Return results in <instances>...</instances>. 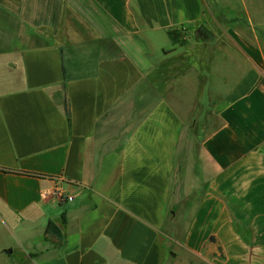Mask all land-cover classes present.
I'll list each match as a JSON object with an SVG mask.
<instances>
[{"label": "crops", "instance_id": "0c3cea01", "mask_svg": "<svg viewBox=\"0 0 264 264\" xmlns=\"http://www.w3.org/2000/svg\"><path fill=\"white\" fill-rule=\"evenodd\" d=\"M255 1L221 25L205 0H0V234L12 237L0 264H167L176 154L197 106L219 124L189 171L182 256L264 264ZM182 29L195 40L173 46Z\"/></svg>", "mask_w": 264, "mask_h": 264}, {"label": "rangeland", "instance_id": "374dc122", "mask_svg": "<svg viewBox=\"0 0 264 264\" xmlns=\"http://www.w3.org/2000/svg\"><path fill=\"white\" fill-rule=\"evenodd\" d=\"M205 5L209 8L214 7L221 10V16L217 15V20H219L221 25L225 23L227 25H238L241 21V15H244V10H247L249 14H255L256 1L205 0ZM249 19L253 21L254 16L251 15ZM189 40H195L193 30L182 29L173 34V46L176 43ZM189 99L192 101V98ZM190 108L194 109L195 107ZM195 109L198 111H190L184 114L182 130V140L184 142L178 147L176 154L175 165H177V168L175 166L172 190L178 191L170 197L171 199L174 198L175 202L168 207L163 226L164 245L168 251L167 264H193L190 257L182 256L181 245L197 199L194 195L187 196L185 191L187 190V181L190 186L192 185V175L189 171L191 165L196 162L200 141L219 124V119L208 108L197 106ZM194 172H192L193 175ZM11 240L12 237L10 235H8V240L6 241L5 237L0 234V248L6 247L7 244L9 245L12 242ZM172 254L174 257L171 256Z\"/></svg>", "mask_w": 264, "mask_h": 264}, {"label": "built area", "instance_id": "2783aa9c", "mask_svg": "<svg viewBox=\"0 0 264 264\" xmlns=\"http://www.w3.org/2000/svg\"><path fill=\"white\" fill-rule=\"evenodd\" d=\"M51 194L60 202L62 201H70L72 199L71 196L65 195L62 190L58 187L54 188V190L51 192Z\"/></svg>", "mask_w": 264, "mask_h": 264}, {"label": "trees", "instance_id": "16d2710c", "mask_svg": "<svg viewBox=\"0 0 264 264\" xmlns=\"http://www.w3.org/2000/svg\"><path fill=\"white\" fill-rule=\"evenodd\" d=\"M64 110H65V116H66L68 125H70V112H69V109H68V105L67 104H65Z\"/></svg>", "mask_w": 264, "mask_h": 264}]
</instances>
